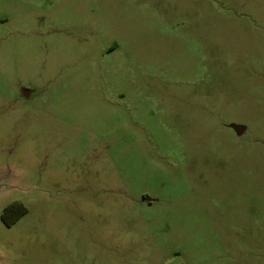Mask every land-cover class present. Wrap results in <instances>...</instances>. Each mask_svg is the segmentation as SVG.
Returning <instances> with one entry per match:
<instances>
[{
	"label": "rangeland",
	"instance_id": "374dc122",
	"mask_svg": "<svg viewBox=\"0 0 264 264\" xmlns=\"http://www.w3.org/2000/svg\"><path fill=\"white\" fill-rule=\"evenodd\" d=\"M0 264H264V0H0Z\"/></svg>",
	"mask_w": 264,
	"mask_h": 264
},
{
	"label": "trees",
	"instance_id": "16d2710c",
	"mask_svg": "<svg viewBox=\"0 0 264 264\" xmlns=\"http://www.w3.org/2000/svg\"><path fill=\"white\" fill-rule=\"evenodd\" d=\"M11 212H15L12 218H7L8 214ZM25 212V208L17 205V204H10L6 206L1 214L2 221L7 225H12L21 215Z\"/></svg>",
	"mask_w": 264,
	"mask_h": 264
},
{
	"label": "water",
	"instance_id": "95a60500",
	"mask_svg": "<svg viewBox=\"0 0 264 264\" xmlns=\"http://www.w3.org/2000/svg\"><path fill=\"white\" fill-rule=\"evenodd\" d=\"M22 94H23V96H27L28 92L25 89H23ZM234 130L237 134H241L244 131V128L240 127V126H236V127H234Z\"/></svg>",
	"mask_w": 264,
	"mask_h": 264
}]
</instances>
